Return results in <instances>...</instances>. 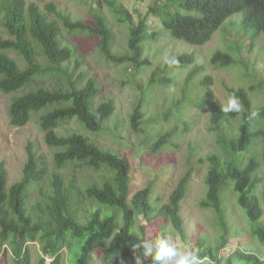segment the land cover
Returning a JSON list of instances; mask_svg holds the SVG:
<instances>
[{
  "label": "trees",
  "instance_id": "16d2710c",
  "mask_svg": "<svg viewBox=\"0 0 264 264\" xmlns=\"http://www.w3.org/2000/svg\"><path fill=\"white\" fill-rule=\"evenodd\" d=\"M171 2L173 3L170 4ZM179 8L198 11L202 17L185 16L178 12L173 16V10ZM48 9L50 14H56L62 20L68 30L88 32L97 37L107 60L118 64H134V71L142 68L147 42L157 38L156 33L149 32L146 17L141 15L135 22L133 15L123 5L112 4V11L119 22L128 26L130 34L128 53L116 55L113 53L115 35L100 12L91 11L95 21L75 22L67 16L57 14L55 5ZM0 11V25L10 36L8 39L0 37V90L15 96L9 108L11 125L25 127L34 113L53 105L67 104L46 112L41 118L46 144L60 149L55 155L56 166L63 168L70 163H83L97 171L103 168L111 171V176L102 185L93 184L84 189L76 180L66 182L60 174H55L52 183L53 195L48 197V202L38 201L30 206V189L40 184L48 172L46 157L39 155L34 151L33 145L29 144L28 163L23 177L10 189L8 168L4 161H0V260L11 254L14 264H33L31 246L39 244L43 253L40 264H45V256L55 257L52 264H65V259L69 264H94L96 253L102 252L104 253L99 261L103 264H136L135 257L141 255L142 248H137L134 252L133 245L144 240L151 243L158 236V233L144 229L142 235L138 233L135 229L138 216L148 221L162 217L166 223L173 224L182 237H186L181 204L186 196L190 174L178 183L169 203L158 206L151 202V187L131 196L132 168L126 157L102 149L79 132L66 137L60 136L57 133L59 123L73 118L80 120L91 132L101 131L115 112L114 103L104 102L95 108L94 99L99 90L93 79L81 89L75 86L71 89H52L49 85L36 88L35 84L39 79L47 75H62L70 82L73 73L67 65L74 57L75 48L62 45L61 27L57 19H50L37 4L29 0H0ZM151 12L161 18L165 29L176 41H185L193 46H203L210 42L224 22L239 13H244L243 25L247 29L254 30L256 36L264 35V0H167L163 5H155ZM32 39L41 47L47 67H43L38 61ZM8 51L17 52L24 66L11 58ZM176 59L178 64H166L165 68L183 69L196 65L188 75L186 86L190 85L195 74L204 70L203 66L196 64L193 54L185 53ZM212 62L228 67L235 60L227 53L218 52ZM155 82L152 80L148 84ZM162 82L167 81L164 79ZM136 84L140 92L131 117V126L140 131L147 93L138 82ZM211 84V78L207 77L192 85L197 89H205L200 107L210 103L213 125L221 131L219 141L230 157L222 159L218 155H212L208 158L211 164L206 178L208 192L201 203L203 207L214 208L221 218L222 235L215 244L198 239L193 247L200 250L198 255L201 259L208 256L212 264H264V257L249 251L238 250L228 258L219 256V252L228 246L230 237L221 194L232 183L238 205L245 210L248 220L254 224L253 235L264 245V198L260 201L254 193L261 183L258 175L254 179L261 164L256 157H252L248 163L245 162V156L255 140L264 137V128L253 129L255 118L264 122V105L255 106V100L253 104L244 88H228L230 94L239 97L244 107L239 135L228 136L222 124L229 113H222L220 106L223 104L215 100ZM251 88L250 91L257 90L255 87ZM183 98L190 101L188 104L193 103L187 96ZM179 101L180 103L174 105L179 107L181 99ZM252 112L257 115L249 119ZM189 127L186 122L183 135ZM176 132L173 128L160 136L152 144V153L161 152ZM86 199L97 204L93 206V211L82 207L87 203ZM141 259L143 264H159L151 257L145 259L141 256Z\"/></svg>",
  "mask_w": 264,
  "mask_h": 264
},
{
  "label": "rangeland",
  "instance_id": "374dc122",
  "mask_svg": "<svg viewBox=\"0 0 264 264\" xmlns=\"http://www.w3.org/2000/svg\"><path fill=\"white\" fill-rule=\"evenodd\" d=\"M29 1L36 3L44 13L49 15L50 19H57L61 27L62 45L75 48L74 57L67 65L73 73L70 82L62 75H47L40 78L35 87L49 85L52 89L58 87L71 89L75 86L81 89L93 79L99 90L94 99L95 108L109 101H112L115 106L114 114L105 128L99 132L89 131L80 120L73 118L61 121L57 133L66 137L79 132L102 149L126 157L132 168L131 196L151 187L153 192L151 202L158 206L169 203L170 196L178 183L189 173L186 196L181 204L186 237H182L174 225L166 223L162 217L148 221L138 216L135 229L141 235L143 229L154 231L158 235L162 233L170 235L181 247H193L198 239L215 244L222 235L221 218L214 208L201 205L208 192L206 178L211 168L208 158L212 155H218L222 159L230 157L219 141L221 131L213 125L210 103L200 107L205 89H197L192 84H198L210 77L212 80L210 87L216 101L226 103L228 96L231 95L228 88H244L248 91L253 104L255 100V106H263L264 35L256 36L254 30L247 29L243 25L244 13H239L225 21L210 42L203 46H193L185 41H176L165 29L161 18L151 12L155 5H163L167 0ZM112 4L123 5L133 15L135 22L141 15L146 17L149 32L157 35L155 40L147 42L142 58V68L139 71H134V64H118L107 60L101 51L97 37L91 36L88 32L68 30L62 20L57 18L56 14H50L48 9L51 5H55L57 14L67 16L75 22L95 21L91 11L100 12L115 35L113 53L125 55L129 51V28L118 21V17L112 11ZM176 12L185 16L202 17L198 11H186L179 8L173 10V16ZM0 37L4 39L10 37L2 25H0ZM32 41L36 46L38 61L43 67H47L41 47L33 39ZM218 52L229 54L235 63L228 67L213 63L212 58ZM185 53L193 54L196 64L204 67L201 73L194 75L189 86H186V81L196 65L168 70L164 62L166 55L169 58H176ZM7 54L24 66L17 52L8 51ZM164 79L166 83L162 82ZM152 80L156 82L148 84ZM136 82L147 93L140 131L134 130L131 126V117L134 114L140 92ZM251 87L257 90L250 91ZM184 96L192 99L193 103L188 104L190 101H186ZM14 99V95L5 94L0 90V161H4L9 170L8 189L21 181L23 177L28 163L27 147L29 144L33 145L34 151L39 155L46 157L48 170L44 180L30 189V206L38 201L48 202V197L53 195L52 183L55 174H60L66 182L76 180L82 189L93 184L102 185L111 176V171L108 169L103 168L97 171L83 163H70L63 168L56 166L55 155L60 149L49 147L46 144L45 133L41 128V118L46 112L67 106V104L53 105L34 113L30 123L19 128L11 125L9 108ZM180 99V106H175L174 104L180 103ZM243 111L242 105L239 113H229L223 121L222 128L227 130L228 136L239 135ZM186 122L190 127L183 135L182 131L186 127ZM254 122V130L264 128V122L259 118H255ZM173 128L177 131L173 139L161 152L152 153V144ZM255 141L245 156V162L248 163L252 157H256L261 164L260 169L254 175V179L257 175L259 176L261 183L254 193L262 201L264 198V137L257 138ZM233 186L234 183L221 194V204L230 231L229 244L231 246L225 251L221 250L220 255L222 258L228 257L236 251L238 245L241 251L253 252L264 257V245L258 237L253 235L254 224L248 220L245 210L238 205ZM88 200L86 199L87 203L82 207L93 211V206L97 204ZM31 247L33 264H40V258L43 257L40 245L36 244ZM64 252L66 254V251ZM103 253H96L94 264H103L99 261ZM10 256L4 260L2 258L0 264H14ZM65 264H69L66 259Z\"/></svg>",
  "mask_w": 264,
  "mask_h": 264
},
{
  "label": "clouds",
  "instance_id": "9594fccd",
  "mask_svg": "<svg viewBox=\"0 0 264 264\" xmlns=\"http://www.w3.org/2000/svg\"><path fill=\"white\" fill-rule=\"evenodd\" d=\"M164 62L169 65L178 64V60L175 57L169 58L167 55L164 57ZM241 107L242 105L239 97L235 94H231L228 96L226 103L220 106V109L224 114L233 112L239 113L241 111ZM256 115V112H252L249 119L254 118ZM229 246L231 245L228 244L227 247ZM227 247L222 250L225 251L229 249ZM137 248H142V253L141 255L135 257L136 264H143L141 256L145 259L151 257L154 262H159V264H212L208 256H203V259H201L200 255H198L200 252L198 248L181 247L172 236L163 233L156 236L155 240L151 243L144 240L139 244H134L133 251L135 252ZM240 249L241 247L237 245L236 251L231 253L229 256L236 253ZM219 256L222 258L220 252ZM54 259V256H45V264H52Z\"/></svg>",
  "mask_w": 264,
  "mask_h": 264
}]
</instances>
